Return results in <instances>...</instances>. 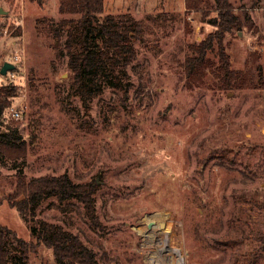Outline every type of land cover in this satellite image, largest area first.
Returning <instances> with one entry per match:
<instances>
[{
  "label": "rangeland",
  "instance_id": "1",
  "mask_svg": "<svg viewBox=\"0 0 264 264\" xmlns=\"http://www.w3.org/2000/svg\"><path fill=\"white\" fill-rule=\"evenodd\" d=\"M230 2L250 21L224 35L229 66L242 79L222 86L214 76L217 44L206 54L211 67L189 74L186 63L215 29L212 0L205 16L185 0H104L101 17L140 21L136 58L127 91L108 86L83 102L71 87L66 51L54 47L74 23L58 40L50 30L75 16L59 13L58 0H0V66L15 64L14 78L0 74V86H16L0 126L25 142L24 158L0 157V195L12 189L17 167L27 178L66 172L91 182L98 223L78 200L54 195L35 216L78 234L100 264H149L151 251L169 254L172 264L180 251L184 264H246L251 253L258 255L250 264H264L257 240L264 230V87L256 73L264 62V0ZM148 215L157 218L150 227ZM0 223L30 238L5 199ZM27 264L57 263L41 244Z\"/></svg>",
  "mask_w": 264,
  "mask_h": 264
},
{
  "label": "trees",
  "instance_id": "2",
  "mask_svg": "<svg viewBox=\"0 0 264 264\" xmlns=\"http://www.w3.org/2000/svg\"><path fill=\"white\" fill-rule=\"evenodd\" d=\"M30 1L39 5L43 3V0ZM212 3L215 4L216 14L208 21L215 29L192 47L194 56L187 59V71L195 74L203 67H211L213 62L206 58V54L217 44L218 62L214 76L219 85H236L235 82L242 77L240 72L230 68L222 40L230 30L246 26L250 18L247 12L233 11L230 0H212ZM185 4L187 9L201 10L202 16H205L202 8L209 6L210 0H185ZM103 9L104 0H58L59 13L75 17L60 19L56 26L49 24L58 40L64 26L74 23V28L66 30L63 45L59 46V42H56L54 47L58 55L63 49L66 51L67 66L73 74L71 87L83 102L108 86L127 91V67L136 58L133 41L138 36L140 21L129 14H105L101 17ZM18 29L17 34L20 35ZM256 73L260 85L264 87V62L256 66ZM15 95L16 86H0V117ZM24 155L25 142L17 130L0 126V157L14 162L20 157L24 158ZM14 178L12 189L0 195V203L5 199L9 206L17 210L28 225L30 238L25 239L0 223V264H27L29 255L41 244L51 249L57 264H100L94 250L78 234L35 216L39 203L54 195L59 201L78 200L92 223H98L91 182H74L66 172L27 178L21 167L16 168ZM257 240L264 248V230L259 233ZM257 255L251 253V256H246V264L252 263Z\"/></svg>",
  "mask_w": 264,
  "mask_h": 264
},
{
  "label": "bare ground",
  "instance_id": "3",
  "mask_svg": "<svg viewBox=\"0 0 264 264\" xmlns=\"http://www.w3.org/2000/svg\"><path fill=\"white\" fill-rule=\"evenodd\" d=\"M153 219H157L150 215L146 216V222H153ZM148 262L149 264H172L173 261L170 259L169 254L166 253H159L157 251H151L148 255Z\"/></svg>",
  "mask_w": 264,
  "mask_h": 264
},
{
  "label": "water",
  "instance_id": "4",
  "mask_svg": "<svg viewBox=\"0 0 264 264\" xmlns=\"http://www.w3.org/2000/svg\"><path fill=\"white\" fill-rule=\"evenodd\" d=\"M6 11L3 10L2 7H0V14L5 13ZM15 68V64L10 61H4L2 65L0 66V74L6 75L8 71L13 70ZM151 226V221L147 222V227ZM177 264H184V257L181 254V251L178 254L177 257Z\"/></svg>",
  "mask_w": 264,
  "mask_h": 264
},
{
  "label": "built area",
  "instance_id": "5",
  "mask_svg": "<svg viewBox=\"0 0 264 264\" xmlns=\"http://www.w3.org/2000/svg\"><path fill=\"white\" fill-rule=\"evenodd\" d=\"M15 59L17 60L18 57L15 56ZM7 75H8L9 78H14L15 71L14 70H10V71L7 72ZM11 113H12V116H14V117H18L19 116V111L18 110H13Z\"/></svg>",
  "mask_w": 264,
  "mask_h": 264
}]
</instances>
